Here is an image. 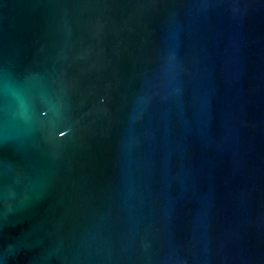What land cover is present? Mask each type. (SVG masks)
Segmentation results:
<instances>
[{"label": "water", "instance_id": "water-1", "mask_svg": "<svg viewBox=\"0 0 264 264\" xmlns=\"http://www.w3.org/2000/svg\"><path fill=\"white\" fill-rule=\"evenodd\" d=\"M0 264H264V0H0Z\"/></svg>", "mask_w": 264, "mask_h": 264}]
</instances>
